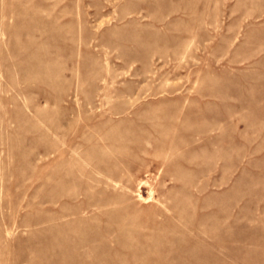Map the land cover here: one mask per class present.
<instances>
[{
    "label": "rangeland",
    "instance_id": "374dc122",
    "mask_svg": "<svg viewBox=\"0 0 264 264\" xmlns=\"http://www.w3.org/2000/svg\"><path fill=\"white\" fill-rule=\"evenodd\" d=\"M0 264H264V0H0Z\"/></svg>",
    "mask_w": 264,
    "mask_h": 264
}]
</instances>
